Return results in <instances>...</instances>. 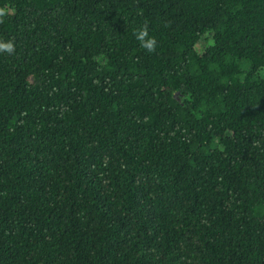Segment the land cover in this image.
Returning <instances> with one entry per match:
<instances>
[{
	"label": "trees",
	"instance_id": "trees-1",
	"mask_svg": "<svg viewBox=\"0 0 264 264\" xmlns=\"http://www.w3.org/2000/svg\"><path fill=\"white\" fill-rule=\"evenodd\" d=\"M0 40V264H264V0H0Z\"/></svg>",
	"mask_w": 264,
	"mask_h": 264
},
{
	"label": "clouds",
	"instance_id": "clouds-1",
	"mask_svg": "<svg viewBox=\"0 0 264 264\" xmlns=\"http://www.w3.org/2000/svg\"><path fill=\"white\" fill-rule=\"evenodd\" d=\"M135 38L140 42L142 48L146 49L149 53L155 51L156 40L153 37H149L147 28H142L134 32ZM15 51L14 43L9 41L0 40V52L12 54Z\"/></svg>",
	"mask_w": 264,
	"mask_h": 264
}]
</instances>
